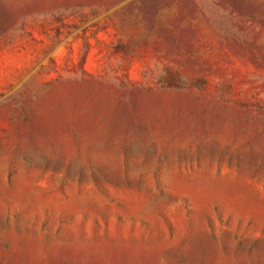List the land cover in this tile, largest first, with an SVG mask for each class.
<instances>
[{
  "label": "rangeland",
  "instance_id": "374dc122",
  "mask_svg": "<svg viewBox=\"0 0 264 264\" xmlns=\"http://www.w3.org/2000/svg\"><path fill=\"white\" fill-rule=\"evenodd\" d=\"M0 264H264V0H0Z\"/></svg>",
  "mask_w": 264,
  "mask_h": 264
}]
</instances>
